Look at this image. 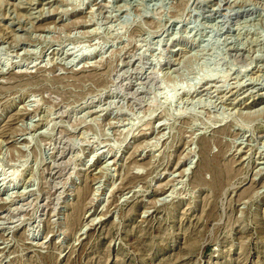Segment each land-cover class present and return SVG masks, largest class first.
I'll list each match as a JSON object with an SVG mask.
<instances>
[{"label": "rangeland", "instance_id": "374dc122", "mask_svg": "<svg viewBox=\"0 0 264 264\" xmlns=\"http://www.w3.org/2000/svg\"><path fill=\"white\" fill-rule=\"evenodd\" d=\"M0 264H264V0H0Z\"/></svg>", "mask_w": 264, "mask_h": 264}, {"label": "bare ground", "instance_id": "6f19581e", "mask_svg": "<svg viewBox=\"0 0 264 264\" xmlns=\"http://www.w3.org/2000/svg\"><path fill=\"white\" fill-rule=\"evenodd\" d=\"M219 180V179H218ZM217 181V176L213 178V182ZM216 185V184H215Z\"/></svg>", "mask_w": 264, "mask_h": 264}]
</instances>
